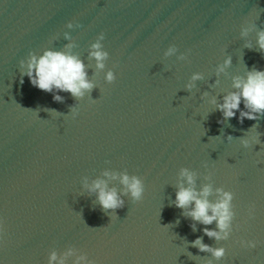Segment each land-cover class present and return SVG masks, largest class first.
Instances as JSON below:
<instances>
[{
  "label": "water",
  "instance_id": "water-1",
  "mask_svg": "<svg viewBox=\"0 0 264 264\" xmlns=\"http://www.w3.org/2000/svg\"><path fill=\"white\" fill-rule=\"evenodd\" d=\"M261 30L264 0H0V264L69 249L66 264H264V114L217 107L234 78L264 69ZM46 49L77 55L93 87L55 100L32 85L27 60ZM184 169L210 201L233 194L226 238L176 206ZM125 174L143 182L140 199ZM98 179L122 206L102 207Z\"/></svg>",
  "mask_w": 264,
  "mask_h": 264
},
{
  "label": "clouds",
  "instance_id": "clouds-1",
  "mask_svg": "<svg viewBox=\"0 0 264 264\" xmlns=\"http://www.w3.org/2000/svg\"><path fill=\"white\" fill-rule=\"evenodd\" d=\"M71 26V23H69V27ZM258 44L260 49L264 50V30H261L258 34ZM92 48L95 50L90 55L97 59L98 67L102 68L104 66L103 59L107 56V52L102 50L99 41L95 42ZM230 62V58L225 60V64ZM21 63L23 64L24 62L22 61ZM220 70H223L222 66ZM25 74L29 77L32 85L44 91L54 92L53 99L55 100L63 99L60 95L62 91L70 92L73 96H82L85 90L93 87V83L87 79L84 62L77 55L62 50L46 49L42 55H30L27 60V71ZM198 77L199 74H195L193 79ZM107 79H113L111 71L107 74ZM233 86L238 91L226 94L223 97V101L217 105L224 117L236 116L237 110H239V119L241 121L245 117L255 120L258 118V114H264V69L254 68L248 72L245 78H234ZM241 101H243L247 110L240 108ZM181 174L186 177L189 186H181L178 189L175 198L176 206L184 208L192 205L187 214L193 220L200 221L205 225L216 221L219 231L205 228L204 232L208 236L216 237L217 239L226 238L231 231V222L234 216L231 206L233 194L229 191L217 189L222 194L218 200L212 202L208 199L212 191L210 185H205L202 189L197 190L191 186L194 183L193 173L188 169H184ZM121 180L127 186V190L133 198L140 199L142 197L144 185L138 177L130 178L125 174ZM91 187L94 190H98V199L103 208L114 209L123 205V200L118 192L115 189H109L103 180L94 181ZM0 231H2V224H0ZM240 243L242 246L249 248H254L257 245V241L254 239L242 240ZM193 244L197 245L200 250L211 251L217 258L224 256L226 252L224 247L211 248L208 244L203 243L200 237H197ZM72 254L73 250L69 249L68 252L58 257L57 253L53 251L49 257V264H53V262L66 264V257ZM74 264H94V262L88 261L87 257L81 254L76 256Z\"/></svg>",
  "mask_w": 264,
  "mask_h": 264
}]
</instances>
